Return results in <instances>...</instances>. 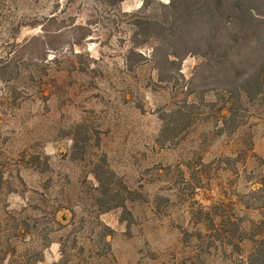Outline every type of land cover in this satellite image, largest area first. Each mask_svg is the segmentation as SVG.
Listing matches in <instances>:
<instances>
[{"label":"rangeland","instance_id":"374dc122","mask_svg":"<svg viewBox=\"0 0 264 264\" xmlns=\"http://www.w3.org/2000/svg\"><path fill=\"white\" fill-rule=\"evenodd\" d=\"M104 9L0 0V264H258L264 112L251 105L244 124L224 126L218 90L187 94L184 80L157 79L151 41L129 69L127 17ZM53 14L91 35L32 41L44 35L33 19L53 29ZM198 61L182 60L185 80Z\"/></svg>","mask_w":264,"mask_h":264},{"label":"trees","instance_id":"16d2710c","mask_svg":"<svg viewBox=\"0 0 264 264\" xmlns=\"http://www.w3.org/2000/svg\"><path fill=\"white\" fill-rule=\"evenodd\" d=\"M71 1L73 0H68ZM87 1L121 12L122 0ZM141 1L138 9L121 12L127 17L125 23L130 35V44L125 54L129 69L147 58L138 47L151 41L153 43L149 58L156 69L157 79L164 82L182 79L187 94L194 93L197 86L201 87L203 94L218 90L221 97L218 109L224 126H229L233 131L244 124L251 105L264 112V0ZM47 21L56 26L48 29L43 22L33 19L30 24L41 25L44 35L41 38L34 35L30 38L32 41L43 40L42 37H61L63 29L83 31L77 37H72L73 33L69 35L71 45L79 44L91 35L90 25L75 21L61 25L57 23L55 14L48 17ZM49 47L57 49L54 45ZM187 55L196 56L199 61L191 77L185 80L181 73V62ZM177 111L181 113L180 116H185L180 109ZM168 131V124H165L161 127L160 134ZM79 149L78 140L74 139L72 152ZM99 172L96 170V176L101 183L103 179ZM126 192L129 193L130 190L126 189ZM103 194H110L109 186L104 187ZM125 200L126 197L121 203L108 205L107 208L123 206ZM58 224L65 228L73 222ZM104 235L106 234L102 231L101 236ZM232 243L239 246L237 242ZM61 250L63 253V243ZM251 255L256 257L258 264H264V254L254 250ZM63 256L51 264H66L67 260Z\"/></svg>","mask_w":264,"mask_h":264}]
</instances>
